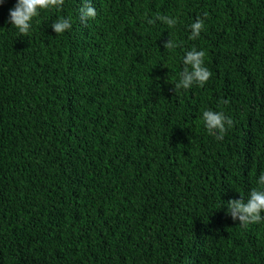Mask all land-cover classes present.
<instances>
[{"label": "trees", "instance_id": "1", "mask_svg": "<svg viewBox=\"0 0 264 264\" xmlns=\"http://www.w3.org/2000/svg\"><path fill=\"white\" fill-rule=\"evenodd\" d=\"M15 3H0V264H264V220L226 215L264 187V0H91L87 23L65 0L27 36ZM193 48L212 75L174 91ZM205 110L233 120L223 140Z\"/></svg>", "mask_w": 264, "mask_h": 264}, {"label": "clouds", "instance_id": "2", "mask_svg": "<svg viewBox=\"0 0 264 264\" xmlns=\"http://www.w3.org/2000/svg\"><path fill=\"white\" fill-rule=\"evenodd\" d=\"M3 0H0L2 3ZM65 0H16L13 8L9 9L8 21L15 27L22 36H27L32 27L33 18L39 15L42 9H61ZM80 20L87 23L89 19H95L97 11L92 6L91 0H82V6L79 9ZM206 15V14H205ZM148 24H154L157 20L164 22L169 28L174 27L177 20L168 16H156L154 19L145 17ZM56 34H62L72 27L71 18H60L51 25ZM204 28V21L197 19L190 25L191 34L189 39L195 40L199 37ZM178 45L170 38L164 43L168 50L176 48ZM206 53L203 50L197 51L193 48L187 51L183 57L184 68L180 73L178 82L174 84V91L180 89L187 90L194 84L203 86L211 77L212 73L204 66V57ZM227 103V101H225ZM203 121L207 131L217 140H223L228 127L233 126V120L226 117L223 112L205 110L203 112ZM258 184L264 186V174L258 179ZM264 212V187L252 189L247 202L240 199H230L227 202L226 215H230L233 221L247 227L249 224L260 223L264 220L261 213Z\"/></svg>", "mask_w": 264, "mask_h": 264}]
</instances>
